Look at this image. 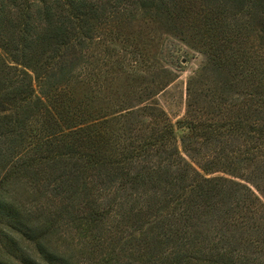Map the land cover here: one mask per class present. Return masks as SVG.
I'll return each instance as SVG.
<instances>
[{"label":"trees","instance_id":"trees-1","mask_svg":"<svg viewBox=\"0 0 264 264\" xmlns=\"http://www.w3.org/2000/svg\"><path fill=\"white\" fill-rule=\"evenodd\" d=\"M188 3L0 0V264H264V104L256 128L227 104L200 120L188 86L180 147L154 104L108 119L63 104L102 26L119 33L126 12L174 20ZM198 4L208 62L237 45L230 73H255L263 91L264 0Z\"/></svg>","mask_w":264,"mask_h":264},{"label":"rangeland","instance_id":"rangeland-1","mask_svg":"<svg viewBox=\"0 0 264 264\" xmlns=\"http://www.w3.org/2000/svg\"><path fill=\"white\" fill-rule=\"evenodd\" d=\"M187 1L189 3L182 9L170 10L174 20L166 18L165 11L156 16L145 12L133 15L126 12L118 21L121 35L111 30L119 26L117 23L112 27L102 26L101 35L98 34L88 53L92 66L79 77L84 82L75 79L68 86L72 102L63 104L66 109L72 107L73 116L70 117H76L78 111L86 112L87 104L99 105V117L105 116L104 119L118 110L154 104L158 108L155 114L162 111L164 118L173 124L180 147V139L186 130L180 128L178 122L187 116L189 86L191 94H196L195 115L200 120L213 118L216 113L213 108L218 104H227L230 105L228 117L234 118L231 122L242 120L244 127L252 123L256 128L259 124L256 123L257 117L263 116L258 113L257 105L264 104V90L260 88L259 76L255 73L252 77L247 73L243 76L230 73L232 52L237 48L234 44L226 43L221 58L208 62V46L200 43L199 33L200 23L205 20L207 11L198 4L199 0ZM182 10L188 11L187 18L179 14ZM122 38L125 43H115ZM219 38L220 35L210 38L217 49H221L223 43ZM247 44L249 46L251 42ZM48 54L49 51L46 56ZM0 55H3L1 51ZM192 79L195 80L189 84ZM86 85L90 89L82 93L81 89ZM94 89L97 100L86 102V98L93 96ZM247 108L249 115V110H254L251 120L245 117ZM158 118L163 120L160 116ZM253 141L257 140L254 138ZM238 173L243 174L242 171Z\"/></svg>","mask_w":264,"mask_h":264}]
</instances>
